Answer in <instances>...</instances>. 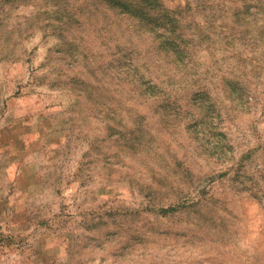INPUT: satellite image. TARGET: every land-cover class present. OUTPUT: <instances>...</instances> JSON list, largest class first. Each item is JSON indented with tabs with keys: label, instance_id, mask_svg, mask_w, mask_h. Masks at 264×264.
I'll use <instances>...</instances> for the list:
<instances>
[{
	"label": "rangeland",
	"instance_id": "1",
	"mask_svg": "<svg viewBox=\"0 0 264 264\" xmlns=\"http://www.w3.org/2000/svg\"><path fill=\"white\" fill-rule=\"evenodd\" d=\"M141 1L0 0V264H264V0Z\"/></svg>",
	"mask_w": 264,
	"mask_h": 264
},
{
	"label": "trees",
	"instance_id": "2",
	"mask_svg": "<svg viewBox=\"0 0 264 264\" xmlns=\"http://www.w3.org/2000/svg\"><path fill=\"white\" fill-rule=\"evenodd\" d=\"M114 1L117 2L118 4L112 3V5L113 6H114V4L118 5V6H116V8H119L120 13H126V14L129 13L130 14V12H132L131 13L132 15H137V12H135V11H137V8H139V10H142L140 7H142L143 4L146 5V3L143 2V1H141V0H114ZM122 4H125V5H133V6H135L136 9H134L135 11H131L129 9H123V7H121ZM172 18H174V17L170 16V21L168 20L169 25H170V38H171V36L174 37V38H177V37L174 36L175 30H176V21L173 20ZM174 42L173 43L170 42V53L172 52V50H173V52H178L179 51V50L178 51L175 50V47L176 48H179V49L181 48L180 47L181 46L180 43H177V42L174 43Z\"/></svg>",
	"mask_w": 264,
	"mask_h": 264
}]
</instances>
